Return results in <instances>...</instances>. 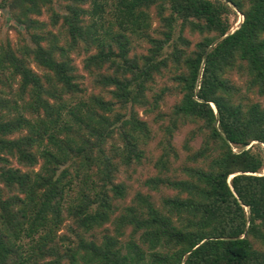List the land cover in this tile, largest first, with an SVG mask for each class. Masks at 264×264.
Returning <instances> with one entry per match:
<instances>
[{"label": "trees", "instance_id": "trees-1", "mask_svg": "<svg viewBox=\"0 0 264 264\" xmlns=\"http://www.w3.org/2000/svg\"><path fill=\"white\" fill-rule=\"evenodd\" d=\"M45 9L49 22L36 18ZM0 10L29 34H0V264H264V104L252 97L264 98V0H0ZM81 47H96L83 68L100 91L86 96L70 55ZM166 70L178 99L145 184L171 193L160 207L137 193L114 233L89 238L127 194L121 165L147 159L152 131L136 107ZM232 73L246 76L245 93ZM179 122L196 125L184 158ZM67 217L71 235H59Z\"/></svg>", "mask_w": 264, "mask_h": 264}, {"label": "rangeland", "instance_id": "rangeland-1", "mask_svg": "<svg viewBox=\"0 0 264 264\" xmlns=\"http://www.w3.org/2000/svg\"><path fill=\"white\" fill-rule=\"evenodd\" d=\"M242 17L243 16L240 13H238L237 15H231L233 29L240 23ZM36 18L45 22L50 21L49 15L46 13V9L43 15L37 16ZM20 30L24 33L25 37H27L29 41V34L25 31V29L23 27L20 29L18 22L12 18V16L7 10H0V34L2 38L5 40L10 39L14 43H17L20 40ZM186 35H189L191 45L193 46V44L196 42L197 36L191 35L189 31L186 33ZM146 47L147 46L143 44L137 48V51L145 52ZM84 49L85 48L81 47V49L78 51L70 52V55L73 59V63L77 66L79 73L85 76V79L81 78L80 81H82V83L87 87L85 94L86 96L89 95L91 92H99L100 88L93 84L92 79L89 77V75L85 72L83 68L84 58L89 53L95 52L96 47H92L89 52L85 51ZM175 76V71L172 72L170 70L164 71V75H156L154 81L155 84L152 85L151 90L146 92V99L148 103L136 107V111L142 119L148 122L152 131L151 140L149 141V144L147 146V159L141 165H121L120 171L117 173L116 182H123L126 185L127 194L124 198H118L114 200L113 204L117 206V210L112 214L110 221L97 228L94 231V234H87L89 238L92 235L97 238H101L104 233H114L115 225L113 222L115 217L120 214V211L123 210V207L132 204V200L136 199L137 193H151L153 195V202L158 207H160L161 205V197H163L165 194L171 193V191L166 187H160V189L155 190L151 189L145 184V181L150 176L157 174V170L154 167L153 163L157 159L158 154L160 153V151L158 150V142L160 141L164 126H166L170 121L169 118L171 116L172 108L178 99V93H176V90H178V82ZM231 78L240 87L241 92L245 93L247 90L246 76H239L237 74L232 73ZM162 90H164L163 101L159 104V106H155L153 95H155L156 93L163 92ZM252 97L255 100L261 101L264 104L263 97H260L259 95H252ZM161 114H163L162 116L164 117H161ZM180 123L181 122H179V124ZM195 126L196 125L194 124L186 123L180 124L179 127L176 129L175 135L173 137V142L183 158L185 157V151L182 147L184 140L188 136V133L191 131V129H193ZM14 136L17 135L14 134ZM202 141L203 136L197 135V137L190 142V145L194 149H198L201 146ZM257 143V141H253L251 144L247 145L246 148L256 149L255 145ZM262 146L264 147L263 144ZM236 149L239 150V148ZM12 163L15 166H19L16 159H12ZM38 168L39 166L36 167V169ZM70 223L72 224L71 219L67 217L65 222L62 224V228L59 231V235H71L67 228V225ZM131 228L132 227L127 226L126 234L130 233ZM127 237L128 235L122 238Z\"/></svg>", "mask_w": 264, "mask_h": 264}, {"label": "built area", "instance_id": "built-area-1", "mask_svg": "<svg viewBox=\"0 0 264 264\" xmlns=\"http://www.w3.org/2000/svg\"><path fill=\"white\" fill-rule=\"evenodd\" d=\"M234 150L236 151L237 149H236V148H234Z\"/></svg>", "mask_w": 264, "mask_h": 264}]
</instances>
